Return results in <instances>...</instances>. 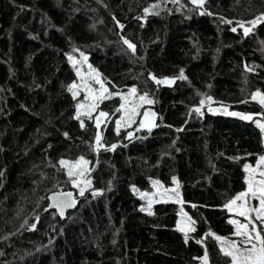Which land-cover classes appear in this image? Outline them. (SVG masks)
<instances>
[{
	"label": "trees",
	"instance_id": "16d2710c",
	"mask_svg": "<svg viewBox=\"0 0 264 264\" xmlns=\"http://www.w3.org/2000/svg\"><path fill=\"white\" fill-rule=\"evenodd\" d=\"M152 4L159 14L145 15ZM261 14L264 0H206L203 8L190 0H0V264H201L205 249L208 264H230L207 234L230 238L224 206L244 190V167L264 156L255 124L264 112L251 98L264 93V22L248 23ZM240 23L252 28L247 36ZM81 52L110 91L147 93L158 126L118 135L115 96L101 105L111 114L101 133L117 147L95 150L93 122L80 127L67 90L78 83L68 56L79 61ZM181 69L187 79H178ZM151 75L177 79L161 87ZM80 157L90 162L91 186L60 219L46 211L47 196L75 191L58 162ZM174 178L182 203L142 211L139 192H152L153 181L176 188ZM180 212L195 222L187 242L176 229Z\"/></svg>",
	"mask_w": 264,
	"mask_h": 264
},
{
	"label": "snow or ice",
	"instance_id": "6c2138e0",
	"mask_svg": "<svg viewBox=\"0 0 264 264\" xmlns=\"http://www.w3.org/2000/svg\"><path fill=\"white\" fill-rule=\"evenodd\" d=\"M173 3L179 4L180 0H172ZM191 4L198 8H203L206 3V0H190ZM160 4H152L150 7L144 9L145 15L154 14L158 15V12H155V9H158ZM201 15L211 13H205L204 11L200 12ZM258 22H264V14L258 16L255 20L249 21L253 27ZM226 23L231 24L232 21H226ZM123 28V25H120ZM239 27L243 28V33L247 36L252 28L246 27L243 23L239 24ZM237 29L232 28V31L235 32ZM124 44L128 46L133 52L136 50V45L129 42L127 39L124 40ZM81 60L77 61L73 56L69 55V61L73 62V67H76L77 64H83L87 62L88 57L81 52ZM251 71L252 69H248ZM76 75L80 78V83L73 82L68 86V91L71 93L74 100H77L76 111L74 119L79 121L80 127L84 129L86 127L85 119L92 121L95 128L97 129V134L94 138V149L99 151L100 148H104L106 151L115 150L117 147L116 144H112L110 147L102 143L103 137L100 132L101 125L107 124L111 118V114L107 111L101 109V105L105 101L113 99L115 96H119L121 103L119 107L115 109V112L121 113V116L118 120L115 121L116 133L119 135L122 128H129L134 124H138L137 131L142 129H147L149 132L154 127H157L155 119L157 114L153 112L150 108L145 109L141 112V109H144L146 105H153L155 101L149 97L147 93L139 94L136 87L129 89L127 94L114 93L106 87V82L101 79V74L88 65L87 74H82L80 68H76ZM151 79L155 81L156 84H167L171 85L175 82L177 78H163L157 79L155 75H151ZM180 80L187 79L184 75V70H180V75L178 77ZM94 84L99 85L98 88L93 86ZM83 93V99H79ZM253 100H259V103L264 106V93L257 90L252 94L251 97ZM211 97H206L205 100L200 101V106L193 109L198 115H203L201 108L205 105L206 102H211ZM208 111L221 112L223 115L229 116H238L244 120H252L251 115L242 114L239 112H229L227 107L221 109H213L209 106ZM140 117L139 121L137 118ZM255 123L264 132V123L259 120H256ZM133 133L129 132L128 137L131 138ZM67 136V133H65ZM59 165L62 168L67 170V176L71 181L73 187L79 189V195L84 196L87 188L91 186V181L86 178L87 173L89 172V161L84 157H80L76 161H68L61 159ZM245 170L249 173L246 178L247 189L240 192L234 199L230 200L224 207L231 213L235 212L239 217H243L245 222L239 220L231 219L229 220L230 224L235 225V230L233 235L238 239H229L209 233L207 235H213L215 240L220 244V251L224 257L229 258L230 264H264V156L259 157L255 167L249 165L245 166ZM173 182L176 184V188L173 189H164L163 192L157 191L154 193L148 192H139L141 199L147 201V209H141L142 211L147 210L149 215H152V205L154 202H158L155 198L157 196L164 197L167 199H175L177 203H182L180 200V194L178 191L179 183L173 179ZM83 185V186H82ZM153 186L157 188H162L163 186L159 184L158 181H153ZM134 192L139 190L133 188ZM94 196L102 194L101 191H93ZM51 207H54L58 210L59 215L63 217L65 215L66 209H71L76 206V199L73 196L72 192H59L55 193L51 198ZM250 200L258 201V205L250 204ZM240 202L239 204L237 202ZM184 216L187 214L184 213ZM189 219V225L182 226L178 223L177 230L185 233L184 239L185 242L188 241L189 236L188 232H195V227L191 225L194 224V221ZM257 221L259 224H257ZM33 227H35L33 225ZM197 243H202L198 240ZM203 261V264H208V253L205 249L203 257L198 258Z\"/></svg>",
	"mask_w": 264,
	"mask_h": 264
},
{
	"label": "rangeland",
	"instance_id": "374dc122",
	"mask_svg": "<svg viewBox=\"0 0 264 264\" xmlns=\"http://www.w3.org/2000/svg\"><path fill=\"white\" fill-rule=\"evenodd\" d=\"M239 29L242 31V33H243V28H241V27H239ZM76 68H80V70H81V72H82V74H87V72H88V65L86 64V63H84V65L83 66H81V65H77L76 66ZM78 83H80V78L78 77ZM93 86L94 87H96V88H98L99 87V85H97V84H94L93 83ZM112 92V91H111ZM114 93H120V94H127L128 92H121V91H116V92H114ZM79 99H83V93H81V96H80V98ZM257 103H258V105L263 109V112H264V106H262L260 103H259V100L257 99V100H255ZM147 106H151V105H146L145 107H147ZM219 106H221V105H219ZM211 108L213 107V106H210ZM151 108V107H150ZM209 108V106L207 107V109ZM145 109V108H144ZM144 109H141V112H143L144 111ZM259 116L257 117V120H259V121H261L262 123H264V114H258ZM120 118V117H119ZM139 119H140V117H138L137 118V120L139 121ZM118 120V119H117ZM256 124V123H255ZM94 125V124H93ZM103 125H105V124H102L101 125V127L103 126ZM256 126H257V124H256ZM137 127L138 126H131V127H129L128 128V132H131V128H136L137 129ZM258 127V126H257ZM259 128V127H258ZM260 129V128H259ZM103 130V128H101L100 129V132ZM115 131H116V125H115ZM260 131H261V129H260ZM97 133V129L95 128V126H94V135ZM261 133H262V135H263V137H264V132H262L261 131ZM102 134V133H101ZM259 160V157L256 159V161L254 162V164H251V165H249V166H251V167H255L256 166V164H257V161ZM244 170H245V167H244ZM67 171V170H66ZM248 175H249V173L245 170V187H244V190L243 191H245L246 189H247V184H246V178L248 177ZM83 186V185H82ZM75 188V191L74 190H72L76 195H77V197H79V189L78 188H76V187H74ZM170 189H173V188H170ZM163 188H157V187H154L153 186V191L152 192H150V193H154V192H157V191H160V192H163ZM238 195V194H237ZM236 195V196H237ZM158 202H165V201H172V202H176L175 201V199H167V198H164V197H159V196H157L156 198H155ZM155 203V202H154ZM177 203V202H176ZM238 204L240 203L239 201L237 202ZM146 204H147V201H146ZM250 204H252V205H258V201H255V200H250ZM228 211V210H227ZM229 212V211H228ZM229 215H230V217H229V219L228 220H231V219H235V220H239V221H241L242 223L243 222H245L244 221V218L243 217H239L238 215H236L235 214V212H229ZM178 223L179 224H181L182 226H187V225H189V219L187 218V216H184L183 215V213L182 212H180L179 214H178V218H177V222H176V229H177V225H178ZM257 223L259 224V222L257 221ZM192 226V225H191ZM232 226H233V232H232V234L230 235V238L229 239H238L236 236H234L233 235V233H234V230H235V225H233L232 224ZM193 227V226H192ZM179 231V230H178ZM181 232V231H180ZM181 233H183V232H181ZM190 232H188L187 234H189ZM183 234H185V233H183ZM201 261V264H203V261L202 260H200Z\"/></svg>",
	"mask_w": 264,
	"mask_h": 264
},
{
	"label": "water",
	"instance_id": "95a60500",
	"mask_svg": "<svg viewBox=\"0 0 264 264\" xmlns=\"http://www.w3.org/2000/svg\"><path fill=\"white\" fill-rule=\"evenodd\" d=\"M122 44L126 47V48H128V46L126 45V44H124V41L122 42ZM129 49V48H128ZM154 83H155V81H154ZM160 86L161 87H168V86H170V85H167V84H160ZM149 108V107H148ZM224 107H216V108H214V109H223ZM152 111H153V109L152 108H150ZM154 112V111H153ZM211 113H213V112H211ZM216 113H220L221 114V112H216ZM233 117H235V118H240V117H238V116H233ZM97 191V190H96ZM64 192H72L73 193V196L75 197V199H76V201H77V198H76V194L73 192V191H71V190H69V191H64ZM93 193V191L90 193L91 195H93L92 194ZM55 193H52V194H49L48 196H47V208H46V211H52V212H54L55 213V215L58 217V218H60V219H64L65 217H66V215L69 213V212H71V211H73L74 209H75V207L77 206V203H76V206L75 207H73V208H71V209H66L65 210V215L63 216V217H61L60 215H59V212H58V210L56 209V208H54V207H51L50 205H51V203H52V201H51V197L54 195Z\"/></svg>",
	"mask_w": 264,
	"mask_h": 264
},
{
	"label": "bare ground",
	"instance_id": "6f19581e",
	"mask_svg": "<svg viewBox=\"0 0 264 264\" xmlns=\"http://www.w3.org/2000/svg\"><path fill=\"white\" fill-rule=\"evenodd\" d=\"M124 41V40H123ZM129 42H131L130 40H128ZM132 43V42H131ZM128 49V48H127ZM128 50H130V51H132L131 49H128ZM55 193H59V192H55Z\"/></svg>",
	"mask_w": 264,
	"mask_h": 264
},
{
	"label": "flooded vegetation",
	"instance_id": "af4514ba",
	"mask_svg": "<svg viewBox=\"0 0 264 264\" xmlns=\"http://www.w3.org/2000/svg\"><path fill=\"white\" fill-rule=\"evenodd\" d=\"M145 109H147V108H145ZM145 109H144V110H145Z\"/></svg>",
	"mask_w": 264,
	"mask_h": 264
}]
</instances>
